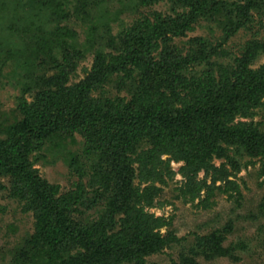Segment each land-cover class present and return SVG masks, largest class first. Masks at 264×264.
Returning <instances> with one entry per match:
<instances>
[{
	"label": "trees",
	"instance_id": "trees-1",
	"mask_svg": "<svg viewBox=\"0 0 264 264\" xmlns=\"http://www.w3.org/2000/svg\"><path fill=\"white\" fill-rule=\"evenodd\" d=\"M159 1H167L173 13L143 14L116 37L105 28L112 51L96 50L90 71L71 85L67 81L84 54L76 31L69 26L48 31L32 20L16 28L24 35L23 52L37 60L33 67L49 59L55 72L33 75L32 99L22 95L18 118L5 124L0 120V188L6 187L2 178L9 176L10 195L35 218L34 232L20 240L12 264L144 263L147 255L176 239L174 233L160 231L167 225L165 218L140 205L143 196L150 203L161 189L152 185L142 192L136 185V179L140 184L163 182L164 174H174L168 161L163 164V154L185 162L181 172L188 183L200 170L212 168L214 154L224 155L221 143L264 156V134L244 121L232 124L263 104L264 65L258 70L249 65L264 52V42L251 39L234 63L221 61L231 54L225 43L252 25L254 12L264 18V0L137 3ZM38 3L39 16L44 10L59 19L67 14L62 0ZM201 19L209 24L210 35L185 39ZM25 62L33 61L25 56ZM109 85L124 94H115ZM74 132L87 139L85 159H70L80 179L74 189L61 193L59 184L34 168L32 156L54 135ZM247 135H257L258 144L247 145ZM233 163L238 168V161ZM100 203L104 206L93 216L89 211ZM232 227L230 222L197 235L185 264H196L195 255L238 259L235 247L224 244Z\"/></svg>",
	"mask_w": 264,
	"mask_h": 264
},
{
	"label": "rangeland",
	"instance_id": "rangeland-1",
	"mask_svg": "<svg viewBox=\"0 0 264 264\" xmlns=\"http://www.w3.org/2000/svg\"><path fill=\"white\" fill-rule=\"evenodd\" d=\"M62 1L67 14L59 19L50 16V10H44V14L39 16L40 10H36L40 6L38 0H0V4L4 3L6 7L0 8V44L3 43L4 47L3 50L0 49V120L3 124L18 118L19 97L25 94L29 100L32 99L31 93L34 90H29V86L34 84L32 76L51 75L55 72L49 59L42 65L33 67L37 60L30 53L23 52L24 35L16 28H20L25 22H41L48 31L56 26H69L76 31L77 45L84 54L78 60L76 71L67 81V85H71L83 79L86 70L90 71L96 50L103 48L105 51H112L111 37L107 38L105 28H110L112 37H116L143 14L148 15L155 11L173 13L167 1H159L150 6L139 5L137 0ZM254 13L252 25L240 28L225 43L226 49L231 53L229 57L221 60L226 66L234 63L235 57L241 55L243 46L249 40L258 39L264 42V18L256 11ZM208 25L201 19L195 30L189 31L185 39L196 35L209 36L211 31ZM214 29L215 37L220 39L221 30L216 26ZM25 56L31 57L33 62H25ZM263 65L262 50L249 67L258 70ZM114 87L109 85L108 88L115 94L121 93ZM262 101V105L251 109L250 115H238L232 124L247 122L249 128L263 135L264 98ZM256 139L257 135L256 138L247 135V145L258 144ZM86 143L87 139L79 132H74V135L58 133L45 143L41 152L33 154L34 168L49 182L59 184L61 193L74 189L80 175L74 166H70L69 161L77 156L80 161L85 159L82 153L87 147ZM219 146L224 155L218 157L214 154L212 168L197 172L190 183L181 172L185 162L176 161L170 154H163L162 159L163 164L168 161V167L174 172L172 176L166 173L163 182L155 179L143 181L142 184L136 179V185L142 192L146 186L152 185L161 189L150 203V198L143 196L140 205L156 217L165 218L167 225L160 229L164 235L168 232L176 235V239L161 251L147 255L145 262L140 264H185L184 257L191 256L190 249L195 246L197 235L209 234L230 222L232 231L226 235L224 244L235 247L234 253L238 259H207L195 255L196 264H264V156L249 154L245 147L239 145L221 143ZM234 161H238V168ZM9 182V176L3 177L2 184L6 187L0 188V204L4 206V211L0 213V264H12L18 243L24 236L34 232L35 223L33 212H25L20 201L10 195ZM103 206L104 203H100L89 212L94 216L97 213L95 211ZM125 262L121 264H129L130 261Z\"/></svg>",
	"mask_w": 264,
	"mask_h": 264
}]
</instances>
